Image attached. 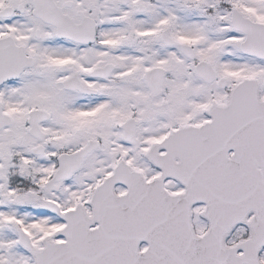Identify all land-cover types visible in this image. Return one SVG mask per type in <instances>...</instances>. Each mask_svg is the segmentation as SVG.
I'll use <instances>...</instances> for the list:
<instances>
[{"label":"snow or ice","instance_id":"snow-or-ice-1","mask_svg":"<svg viewBox=\"0 0 264 264\" xmlns=\"http://www.w3.org/2000/svg\"><path fill=\"white\" fill-rule=\"evenodd\" d=\"M0 264H264V0H0Z\"/></svg>","mask_w":264,"mask_h":264}]
</instances>
